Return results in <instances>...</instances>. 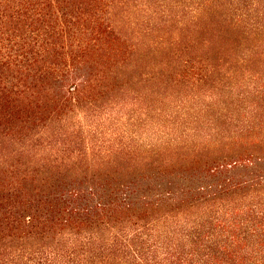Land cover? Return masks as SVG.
Segmentation results:
<instances>
[{
    "label": "trees",
    "instance_id": "trees-1",
    "mask_svg": "<svg viewBox=\"0 0 264 264\" xmlns=\"http://www.w3.org/2000/svg\"><path fill=\"white\" fill-rule=\"evenodd\" d=\"M0 264H264V0H0Z\"/></svg>",
    "mask_w": 264,
    "mask_h": 264
}]
</instances>
